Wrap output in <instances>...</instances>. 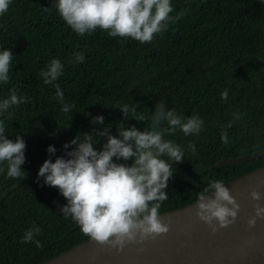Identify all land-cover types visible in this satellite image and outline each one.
<instances>
[{"label": "trees", "instance_id": "trees-1", "mask_svg": "<svg viewBox=\"0 0 264 264\" xmlns=\"http://www.w3.org/2000/svg\"><path fill=\"white\" fill-rule=\"evenodd\" d=\"M55 2L11 0L0 14V51L8 48L13 53L0 99L16 87L28 101L0 115L6 138L14 141L20 135L26 143L24 179L7 177V165L0 164V264H36L87 237L59 211L58 205L66 204L59 190L37 180L39 167L45 159L54 161L72 150L74 146L62 145L77 134L111 125L110 134L117 136L118 123L143 131L161 100L178 115H198L204 123L198 135L185 136L177 129L165 136L179 144L185 156L182 163L173 164L176 171L160 212L196 199L210 180L227 182L264 165L262 153L215 166L221 158L264 148V0H171V15L185 9L187 14L144 44L109 37L100 29L77 35L61 19ZM75 52L84 54L82 63L74 62ZM52 59L64 65L54 83L60 85L64 102L75 105L71 112L60 110L54 86L45 85L39 75ZM226 89L227 99H222ZM124 104L136 107L127 120L119 110ZM86 113L102 115L104 124H92ZM140 115L143 122L134 119ZM235 115L240 119L234 120ZM224 131L227 145L221 141ZM100 139L94 145L98 151L105 138ZM189 143L195 144V154ZM49 145L56 149L52 157ZM114 162L130 165L132 159ZM34 226L41 229L35 239L43 247L21 242Z\"/></svg>", "mask_w": 264, "mask_h": 264}, {"label": "clouds", "instance_id": "clouds-1", "mask_svg": "<svg viewBox=\"0 0 264 264\" xmlns=\"http://www.w3.org/2000/svg\"><path fill=\"white\" fill-rule=\"evenodd\" d=\"M10 3L11 0H0V14L8 10ZM54 7L77 35H91L100 29L109 37L131 38L141 44L151 43L157 35L168 30L170 23L187 14L185 9L171 15L174 11L171 0H56ZM73 56L76 63L84 61L81 52H75ZM12 61L10 49L0 51V84L9 82ZM63 71L61 61L52 59L39 75L45 85L54 86V98L62 105L60 110L71 112L75 105L64 102L60 85L54 83ZM221 98L227 99V89L221 93ZM27 102L24 96L17 94L16 87H12L7 98L0 99V115ZM119 110L127 120L129 112L135 113L136 107L124 104ZM86 115L91 117L92 124H104L102 115ZM134 119L143 122L145 117L140 115ZM233 119L240 117L235 115ZM165 123L167 127H164ZM203 123L198 115L185 117L165 108L161 100L152 112L150 126L143 131L118 123L117 136L110 134L111 125L75 135L62 145L64 149L74 146L72 150L57 156L54 161L51 158L44 160L38 169L37 180L42 178L44 185L59 190L66 200V204L58 205L63 217L74 221L98 246L120 252L127 244L155 240L170 230V224L161 217L160 208L168 199L165 190L176 171L173 164L182 163L185 156L184 149L165 136L175 134L177 129L185 136L198 135ZM227 127H231V123ZM5 132L6 124L0 120V164L7 165V177L24 179L26 173L21 166L25 163L26 143L20 135H16L14 141L6 138ZM100 138L105 139L98 151L94 145L101 143ZM221 141L225 145L229 143L226 131L221 134ZM188 149L195 154L194 143H189ZM47 153L49 157L54 156L55 147L49 145ZM114 158L116 161L132 159V163H116ZM0 171L4 169L0 168ZM249 198L259 202L262 194L253 189ZM239 212L240 205L223 180H210L197 194L194 214L213 234L234 224ZM253 212L247 220L249 229L256 227L258 219H264V206L254 203ZM40 232V227L34 226L25 232L21 242H33L37 247H43L35 239Z\"/></svg>", "mask_w": 264, "mask_h": 264}, {"label": "water", "instance_id": "water-1", "mask_svg": "<svg viewBox=\"0 0 264 264\" xmlns=\"http://www.w3.org/2000/svg\"><path fill=\"white\" fill-rule=\"evenodd\" d=\"M264 153L219 159L215 166L241 162ZM240 205L234 224L211 233L194 214L195 200L161 211L170 224L167 234L142 244H127L117 252L100 247L88 237L36 264H264V219L249 229L247 220L254 214L253 204L264 206V165L255 167L225 182ZM255 189L262 194L259 202L249 198ZM138 249H143L138 251Z\"/></svg>", "mask_w": 264, "mask_h": 264}]
</instances>
